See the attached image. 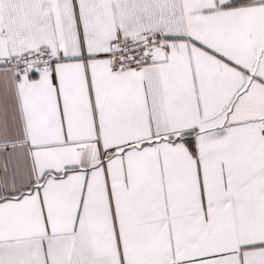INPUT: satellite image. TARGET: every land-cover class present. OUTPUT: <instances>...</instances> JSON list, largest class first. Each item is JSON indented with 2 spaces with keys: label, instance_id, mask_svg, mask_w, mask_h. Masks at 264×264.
<instances>
[{
  "label": "snow or ice",
  "instance_id": "1",
  "mask_svg": "<svg viewBox=\"0 0 264 264\" xmlns=\"http://www.w3.org/2000/svg\"><path fill=\"white\" fill-rule=\"evenodd\" d=\"M0 264H264V0H0Z\"/></svg>",
  "mask_w": 264,
  "mask_h": 264
}]
</instances>
